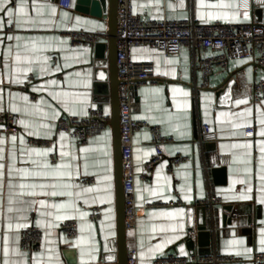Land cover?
Masks as SVG:
<instances>
[{
  "label": "crops",
  "instance_id": "1",
  "mask_svg": "<svg viewBox=\"0 0 264 264\" xmlns=\"http://www.w3.org/2000/svg\"><path fill=\"white\" fill-rule=\"evenodd\" d=\"M58 2L27 0L25 15L16 12L20 3L16 0L8 5L13 7V17L0 13L3 24L0 27V111L19 109L14 113L19 117L20 127L18 134H0L5 140L0 145L4 149L0 163L5 165L0 177V264L5 260L19 264H97L102 245L107 248V242L117 236L111 129L81 144L68 133L59 131L55 124L63 115H86L90 107L99 103L95 84L100 69L96 62L100 58L95 56V46H73L64 33L81 29L108 31V15L95 16L77 10L76 0L70 8L60 7ZM132 7L133 12L144 19L179 20L194 16L201 23H264V0H250V8L245 10L240 8L239 0H132ZM9 19L13 23L9 24ZM17 19L22 21L20 27L15 24ZM11 25L13 32L7 30ZM210 54L212 51L202 53L203 56ZM16 55L22 58L19 67L30 68V71L16 72ZM24 57H29L31 63ZM132 59L153 63L158 80L157 84L138 90L134 117L160 126L163 134L172 137L174 142L165 145V157L152 167L146 181L142 175L145 163L154 154L152 136L147 128H142L134 137L139 217L136 228L127 232L128 248L136 247L143 264L167 253L190 256L200 254L201 249L246 260L256 251L264 252L261 250L264 248L261 244L264 239V180L261 179L264 176L261 160L264 136L260 135L264 130L261 123L264 101L258 104L252 101L253 84L263 77L264 70L255 61L232 59L228 69H214L206 89L195 90V85L201 83V72L193 70L192 53L186 47L179 54L167 56L159 49L141 44L132 48ZM229 79L234 80L231 97L218 96V88ZM16 80L20 83L14 82ZM24 85L28 89H22ZM31 95H35L34 100ZM238 100L245 103L237 104ZM104 106L110 111L109 104ZM21 120L27 127L20 124ZM200 123L209 124L215 131V138L208 147L197 142ZM248 127L255 128L254 136L245 135ZM29 132L36 135H28ZM13 135L17 136L15 144L11 140ZM29 137L51 143L48 147L31 146L27 143ZM85 148L89 151H81ZM30 149L51 151L47 156L38 157L29 155ZM209 151L230 155L225 171H205ZM179 154L190 160L170 169L172 157ZM52 155L55 162L51 161ZM32 160L39 163L33 164ZM45 163L48 168L43 166ZM56 165L69 167L56 168ZM9 166L47 175L22 177L16 171L9 175ZM87 178L94 179V184L80 183ZM20 184L48 187L21 189ZM87 188L96 191L85 192ZM53 191L64 195L52 196ZM31 192L35 195L29 194ZM209 196L220 197L221 202L213 206L202 204ZM9 200L13 202L10 204ZM41 200L45 202L43 206L39 203ZM153 203L171 205L148 206ZM96 206L105 209L102 218L93 222L89 214ZM9 207L12 212L8 211ZM237 213L241 216L234 219ZM68 219L78 221L79 235L75 239H68L61 230ZM9 223L13 225L11 230ZM204 223L212 234L210 246L203 248L196 244L194 249L189 248L186 238L197 237L198 228ZM17 224L42 229L39 249L21 251L20 232L25 227L17 229ZM202 240L209 241V237ZM5 249H8L7 256Z\"/></svg>",
  "mask_w": 264,
  "mask_h": 264
},
{
  "label": "built area",
  "instance_id": "2",
  "mask_svg": "<svg viewBox=\"0 0 264 264\" xmlns=\"http://www.w3.org/2000/svg\"><path fill=\"white\" fill-rule=\"evenodd\" d=\"M192 1V0H187ZM240 8H250V0H239ZM16 0H13V4ZM73 0H59L58 4L63 8H70ZM13 32L14 26L7 29ZM69 38L71 45L94 46L103 40H108L109 32H93L87 30H71L64 33ZM117 67L120 79V130L122 143L123 162V188L125 201L124 223L127 232L133 231L138 222V208L135 196V164H134V137L142 128H147L152 136L151 143L154 154L145 163V173L142 178L149 180L152 167L158 164L164 157V147L173 143L172 137L163 134L160 126L153 125L146 120L136 119L134 111L137 108L138 90L148 84H157L155 67L151 62H138L132 59V48L137 45H148L159 49L167 56L181 53L183 48H188L193 57V70H200L201 83L195 85V90L206 89L209 86L210 77L216 67L228 69L232 59L255 61L264 70V23H226L213 21L201 23L194 16L184 19L171 20L144 19L133 12L132 0H118L117 10ZM204 51H212V54L203 56ZM2 60L0 59V66ZM22 89H28L24 85ZM35 95H31V100ZM252 101L258 104L264 101V75L256 80L252 88ZM59 131L69 134L81 144L111 129V111L105 109L104 104L97 103L90 107L86 115H63L55 121ZM20 132L19 117L16 113L0 111V134L9 136ZM255 134L254 127L245 129V135L252 137ZM215 138V131L207 123L198 125L197 142L203 147ZM27 143L36 147H48L50 141L46 139L29 137ZM190 160L185 155L172 157L170 169H176ZM51 161L55 162L54 155ZM230 161V155L218 154L209 151L204 162V169L208 171L218 166H224ZM92 178L83 179L81 184H94ZM217 196H209L202 204L213 206L220 203ZM171 204L153 203L148 206H166ZM104 206H96L89 214V219L98 222L102 216ZM235 214L234 219L240 217ZM61 230L68 239H75L79 235V224L76 219L66 220ZM43 241V232L38 226L29 225L21 230L19 247L21 251L32 252L39 249ZM264 264V252L256 251L250 260L233 254H192L181 256L176 253H167L155 258L149 264ZM127 264H143L139 260L136 247L128 248Z\"/></svg>",
  "mask_w": 264,
  "mask_h": 264
},
{
  "label": "water",
  "instance_id": "3",
  "mask_svg": "<svg viewBox=\"0 0 264 264\" xmlns=\"http://www.w3.org/2000/svg\"><path fill=\"white\" fill-rule=\"evenodd\" d=\"M76 9L82 12H90L95 16L108 15L109 38L106 43H97L95 46V56L100 58L96 65L100 67L98 80L95 84L97 101L102 104H109L111 111V133L114 152L115 169V189H116V212H117V236L107 242V248L102 245L100 262L97 264H127L128 242L127 231L125 229V201L123 188V162L122 143L120 130V79L117 67V10L118 0H76ZM102 58V59H101ZM103 74V78H101ZM233 79L227 80L217 90V95H232ZM209 143L206 144L208 147ZM213 172L225 171V166L212 168ZM197 237L190 235L186 238V244L194 249L196 244L203 248H208L211 243V232L204 223L198 228ZM193 232V231H192ZM209 241H203L208 238ZM200 254L210 253V249H201Z\"/></svg>",
  "mask_w": 264,
  "mask_h": 264
},
{
  "label": "snow or ice",
  "instance_id": "4",
  "mask_svg": "<svg viewBox=\"0 0 264 264\" xmlns=\"http://www.w3.org/2000/svg\"><path fill=\"white\" fill-rule=\"evenodd\" d=\"M26 3H27V0H20V3L18 6H16L15 10L16 12L18 13H22V14H27L26 13ZM10 4H13V0H0V13H6V15L11 18L13 17L14 15V10H13V7H10L8 5ZM9 24L13 23L12 19H9L8 21ZM21 23L22 21H20L19 19H17L15 21V24L17 27H20L21 26ZM0 27H3V24L0 23ZM12 37H9V39H11ZM17 39H19V37H17ZM21 56L20 55H16L15 57V61H16V64H17V67H16V72L17 73H22V72H28L30 71L31 69L30 68H21L19 67L20 63H21ZM25 60H27L29 63H31V59L29 57H24ZM101 78H103V74H101ZM16 83H20L19 80H16L14 81ZM52 83H55V81H53ZM64 95H67V94H64ZM23 99L26 101L27 100V97H23ZM237 104H241V103H245V101L243 100H238L236 101ZM13 112H16V111H19V109L15 108V107H12L11 109ZM250 111V110H249ZM76 113H73V115H75ZM262 124H264V120L261 121ZM20 124L22 125H25V122L23 120L20 121ZM25 127H27V125H25ZM47 127V126H45ZM237 127H241V126H237ZM28 135H36V133H33V132H29ZM260 135L261 136H264V130H262L260 132ZM61 136V139H64V134L61 133L60 134ZM11 140L13 142V144H15L16 140H17V136L13 135L11 137ZM21 143H23V139L21 138ZM5 143V140L3 138H0V145H3ZM243 147H250V145H243ZM51 151V149H45V150H40V149H30L29 150V155H32V154H35L36 156L38 157H42V156H47L48 153ZM81 151L83 152H88L89 149L85 148V149H81ZM3 152H4V149L2 147H0V160H3ZM261 152L264 153V143H262L261 145ZM15 155V152H13V156ZM61 155H67L66 153H61ZM262 160V165H264V156H262L261 158ZM31 163L33 164H38L39 162L36 161V160H32ZM45 168H48L49 165L48 164H44L43 165ZM56 168H60V167H69L68 165H56L55 166ZM5 168V165L3 163H0V177L3 176V169ZM12 171H16L17 173H19L22 177H29V176H36V177H39V176H45L47 175V173L45 172H41V171H29L27 168H24V169H13L11 166H9V169H8V173L9 175H11ZM67 175H71V173H67ZM262 180H264V176L261 177ZM9 187H12V185L10 184ZM19 187L21 189L23 188H26V187H29V188H32V189H35L36 187H39L41 189L45 188V187H48L47 185H44V184H40V185H25V184H20ZM52 187H55V185H52ZM85 192H93V191H96V189H93V188H87V189H84ZM248 191H251V189L249 188ZM31 195H35V192H31L29 193ZM52 196H56V195H64V193H57L55 191L51 192L50 193ZM68 195H71V193H68ZM244 198H250V197H244ZM13 201L12 200H9V203L11 204ZM262 202H264V200H262ZM40 205L43 206L44 205V201L41 200L39 201ZM53 207H64V205H53ZM9 212H12L13 209L11 207H9L8 209ZM167 215L169 216H172L174 215L173 213H168ZM57 219H59V217H57ZM13 227V225L11 223H9L8 225V228L11 230ZM21 227H27L26 224H17L16 225V228L19 229ZM262 235H264V233H262ZM18 239V237H17ZM261 244L264 245V239L261 240ZM159 247V246H158ZM262 251H264V248L261 249ZM4 253L5 255L7 256L8 255V249H5L4 250ZM4 264H19V262H16V261H12V262H9L8 260H5L4 261Z\"/></svg>",
  "mask_w": 264,
  "mask_h": 264
}]
</instances>
